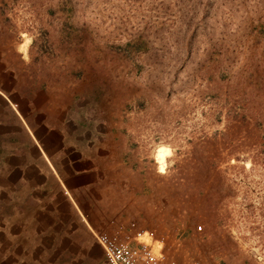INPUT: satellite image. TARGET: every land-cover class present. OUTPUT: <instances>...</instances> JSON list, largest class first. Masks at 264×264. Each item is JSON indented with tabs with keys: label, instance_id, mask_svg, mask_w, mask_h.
<instances>
[{
	"label": "rangeland",
	"instance_id": "obj_1",
	"mask_svg": "<svg viewBox=\"0 0 264 264\" xmlns=\"http://www.w3.org/2000/svg\"><path fill=\"white\" fill-rule=\"evenodd\" d=\"M24 82L83 100L177 263L264 264V0H0V85ZM202 159L234 165L220 191Z\"/></svg>",
	"mask_w": 264,
	"mask_h": 264
},
{
	"label": "crops",
	"instance_id": "obj_2",
	"mask_svg": "<svg viewBox=\"0 0 264 264\" xmlns=\"http://www.w3.org/2000/svg\"><path fill=\"white\" fill-rule=\"evenodd\" d=\"M31 85H0V264H62L80 253L104 264L80 238L137 226L120 202L128 183L110 166L108 130L80 98Z\"/></svg>",
	"mask_w": 264,
	"mask_h": 264
},
{
	"label": "built area",
	"instance_id": "obj_3",
	"mask_svg": "<svg viewBox=\"0 0 264 264\" xmlns=\"http://www.w3.org/2000/svg\"><path fill=\"white\" fill-rule=\"evenodd\" d=\"M196 229L199 231L200 227ZM93 240L104 264H179L164 248L162 238L134 223L119 226L112 233L93 234Z\"/></svg>",
	"mask_w": 264,
	"mask_h": 264
},
{
	"label": "trees",
	"instance_id": "obj_4",
	"mask_svg": "<svg viewBox=\"0 0 264 264\" xmlns=\"http://www.w3.org/2000/svg\"><path fill=\"white\" fill-rule=\"evenodd\" d=\"M136 46H138V48H135V52H139V46L140 44H136ZM216 133H214L212 136L215 137ZM200 152V151H199ZM216 162L213 161V160H209V159H202L200 160L197 165L199 166H205L207 168H209V170L212 171V174L214 175L213 178L211 179L210 183H209V187L211 190H214V192H217V191H220L223 187V183H222V180H220V177L219 175L221 174V172H224L226 169H229V168H234V165L233 164H230V165H225L223 166L222 169L220 168H217L216 166Z\"/></svg>",
	"mask_w": 264,
	"mask_h": 264
},
{
	"label": "bare ground",
	"instance_id": "obj_5",
	"mask_svg": "<svg viewBox=\"0 0 264 264\" xmlns=\"http://www.w3.org/2000/svg\"><path fill=\"white\" fill-rule=\"evenodd\" d=\"M169 150L165 147H159L155 154V164L157 165L158 172H164L165 158L168 156Z\"/></svg>",
	"mask_w": 264,
	"mask_h": 264
}]
</instances>
